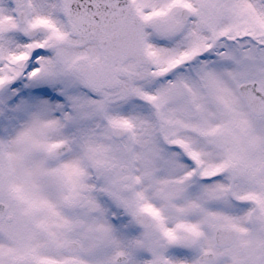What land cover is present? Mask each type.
<instances>
[{
	"label": "snow or ice",
	"instance_id": "snow-or-ice-1",
	"mask_svg": "<svg viewBox=\"0 0 264 264\" xmlns=\"http://www.w3.org/2000/svg\"><path fill=\"white\" fill-rule=\"evenodd\" d=\"M0 264H264V0H0Z\"/></svg>",
	"mask_w": 264,
	"mask_h": 264
}]
</instances>
